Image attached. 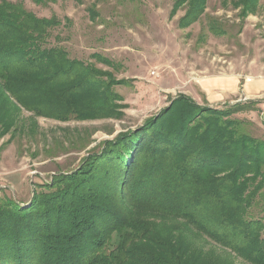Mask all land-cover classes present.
Returning <instances> with one entry per match:
<instances>
[{"label": "trees", "instance_id": "trees-1", "mask_svg": "<svg viewBox=\"0 0 264 264\" xmlns=\"http://www.w3.org/2000/svg\"><path fill=\"white\" fill-rule=\"evenodd\" d=\"M258 2L243 0L245 14ZM183 3L185 28L208 0ZM61 22L0 0V109L14 101L62 121L116 115L124 80L53 43ZM256 102L205 107L180 94L39 183L29 201L0 195V264H264V140L239 116Z\"/></svg>", "mask_w": 264, "mask_h": 264}, {"label": "rangeland", "instance_id": "rangeland-1", "mask_svg": "<svg viewBox=\"0 0 264 264\" xmlns=\"http://www.w3.org/2000/svg\"><path fill=\"white\" fill-rule=\"evenodd\" d=\"M10 1L23 2L39 17L60 18L53 43L124 82L114 87L118 113L106 118L62 121L14 101L1 105L0 195L29 201L39 183L72 172L103 141L135 129L180 94L205 107L255 99V109L239 116L264 140V0L246 14L243 0H208L203 16L185 28L178 20L188 3L175 6L177 0ZM94 53L113 60L116 68L95 60ZM231 77L234 86L224 83ZM236 263L248 264L242 258Z\"/></svg>", "mask_w": 264, "mask_h": 264}, {"label": "crops", "instance_id": "crops-1", "mask_svg": "<svg viewBox=\"0 0 264 264\" xmlns=\"http://www.w3.org/2000/svg\"><path fill=\"white\" fill-rule=\"evenodd\" d=\"M228 82H224V83H226V84H228V85H231V86H234V85H236L235 84V77L233 78V77H231V78H229L228 80H227ZM224 83H221L222 85L224 84ZM218 84V83H217ZM202 88H203V86H202ZM204 90H206V88H203Z\"/></svg>", "mask_w": 264, "mask_h": 264}, {"label": "built area", "instance_id": "built-area-1", "mask_svg": "<svg viewBox=\"0 0 264 264\" xmlns=\"http://www.w3.org/2000/svg\"><path fill=\"white\" fill-rule=\"evenodd\" d=\"M156 73V72H155Z\"/></svg>", "mask_w": 264, "mask_h": 264}]
</instances>
